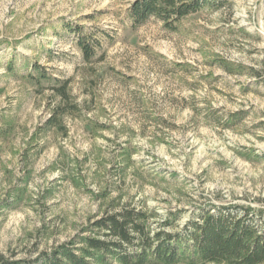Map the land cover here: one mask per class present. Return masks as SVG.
<instances>
[{
	"label": "rangeland",
	"instance_id": "rangeland-1",
	"mask_svg": "<svg viewBox=\"0 0 264 264\" xmlns=\"http://www.w3.org/2000/svg\"><path fill=\"white\" fill-rule=\"evenodd\" d=\"M134 1L0 0V255L35 259L123 202L171 230L204 204L264 205V0L177 30L133 25ZM56 79L81 110L50 126Z\"/></svg>",
	"mask_w": 264,
	"mask_h": 264
},
{
	"label": "trees",
	"instance_id": "trees-1",
	"mask_svg": "<svg viewBox=\"0 0 264 264\" xmlns=\"http://www.w3.org/2000/svg\"><path fill=\"white\" fill-rule=\"evenodd\" d=\"M214 0H135L129 8L133 25L156 17L172 30L183 18L214 5ZM78 45L87 62L97 54L100 42L78 31ZM60 104L47 125L59 115L78 112L70 79H56ZM147 207L131 202L106 208L90 220L82 233L42 251L35 259H10L0 264H264V205L210 203L201 205L179 230H171L176 214L163 220ZM88 232L86 234H83Z\"/></svg>",
	"mask_w": 264,
	"mask_h": 264
}]
</instances>
